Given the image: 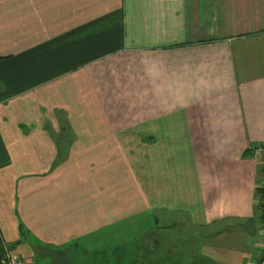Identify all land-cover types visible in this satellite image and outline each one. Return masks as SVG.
Returning a JSON list of instances; mask_svg holds the SVG:
<instances>
[{"label": "crops", "instance_id": "crops-1", "mask_svg": "<svg viewBox=\"0 0 264 264\" xmlns=\"http://www.w3.org/2000/svg\"><path fill=\"white\" fill-rule=\"evenodd\" d=\"M258 145L264 0H0V237L25 264H254ZM163 195L183 227L111 241Z\"/></svg>", "mask_w": 264, "mask_h": 264}, {"label": "rangeland", "instance_id": "rangeland-1", "mask_svg": "<svg viewBox=\"0 0 264 264\" xmlns=\"http://www.w3.org/2000/svg\"><path fill=\"white\" fill-rule=\"evenodd\" d=\"M166 198L167 197H165L164 195L162 196V199L165 202V203H162V204H164V208H160V209H157V210H154V208L153 209H149L142 216L131 217V219L126 221L125 224L117 225L116 229L119 230V232H121L122 229L123 230H122L121 233H119L120 236L112 237L111 241H115L116 240V242H119V241L121 242L122 234L126 231V229H131L132 230V229H149V228H154V227H161L163 220H165V224L163 223V227H166V226H169V225L170 226H177V227L178 226L179 227L182 226L183 227V218H181V217L184 216L186 213H181V212H178L176 210H173L172 207H171V206H173L172 203H170V205H168V207L166 209L165 208L166 207ZM170 199H173V198H170ZM180 209H182V208H180ZM176 214H178V215H176ZM155 216L158 217V219L160 220V224L159 225L155 223V219H154ZM171 218L173 220H178V221H172ZM231 224H233V222ZM256 224L258 225L259 223L257 222ZM223 229H225V227H223ZM220 230H222V227H221ZM118 245H121V244H118Z\"/></svg>", "mask_w": 264, "mask_h": 264}, {"label": "built area", "instance_id": "built-area-1", "mask_svg": "<svg viewBox=\"0 0 264 264\" xmlns=\"http://www.w3.org/2000/svg\"><path fill=\"white\" fill-rule=\"evenodd\" d=\"M253 152L260 157V166H261V177H260V188L264 192V145H258L255 147H252ZM261 205H264V195L260 201ZM5 247V258L2 262V264H25L21 259H18L15 255H13L10 250ZM261 254L257 262L254 264H264V241L261 249Z\"/></svg>", "mask_w": 264, "mask_h": 264}, {"label": "trees", "instance_id": "trees-1", "mask_svg": "<svg viewBox=\"0 0 264 264\" xmlns=\"http://www.w3.org/2000/svg\"><path fill=\"white\" fill-rule=\"evenodd\" d=\"M262 209H263V218H264V205H262ZM4 258H5V247H4L3 241L0 237V264H2Z\"/></svg>", "mask_w": 264, "mask_h": 264}]
</instances>
